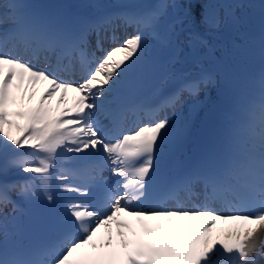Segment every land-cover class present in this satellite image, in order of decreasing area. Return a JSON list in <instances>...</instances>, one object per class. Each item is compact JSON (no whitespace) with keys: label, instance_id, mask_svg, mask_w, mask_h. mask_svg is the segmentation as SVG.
Wrapping results in <instances>:
<instances>
[{"label":"snow or ice","instance_id":"6c2138e0","mask_svg":"<svg viewBox=\"0 0 264 264\" xmlns=\"http://www.w3.org/2000/svg\"><path fill=\"white\" fill-rule=\"evenodd\" d=\"M174 6L172 0L168 7ZM160 16L159 9L103 15L65 30L21 14L11 37L20 51L9 52L10 37H0V151L14 148L16 157L8 163L32 174L23 184H0V205L10 202V190L21 195L42 190L54 202L53 185L86 198L68 197L70 227L49 246L47 261L38 260L32 249L4 243L0 264H264V80L258 100L248 109L245 128L250 142L243 156L182 177L162 194L153 192L152 182L157 156L171 133L170 122L158 118L125 131L117 118L112 127L97 118L104 112L102 98L135 68L145 46L144 34L155 32ZM121 27H131L135 34L120 42L116 33ZM106 42L113 47L105 48ZM96 51L103 56L97 57ZM66 57L82 64L85 74L80 82L59 75L66 70ZM33 60H42L44 67ZM42 83L48 87L36 105L28 107L25 101L30 105L36 99ZM186 87L194 95L205 87V79L194 78ZM70 93L75 94L71 103ZM179 99L176 95L170 103ZM65 154L83 163L87 176L83 185L72 183L61 170ZM105 170L119 179L105 180ZM194 180L204 183L207 202L224 200L232 208L239 203L254 211L139 207L161 195L176 198L190 191ZM225 193L231 199H225ZM181 220L203 223L179 225ZM153 221L157 223H149ZM218 222L239 223L217 233Z\"/></svg>","mask_w":264,"mask_h":264},{"label":"bare ground","instance_id":"6f19581e","mask_svg":"<svg viewBox=\"0 0 264 264\" xmlns=\"http://www.w3.org/2000/svg\"><path fill=\"white\" fill-rule=\"evenodd\" d=\"M122 219H126V217H122ZM237 226V224L235 225V227ZM227 229H231L230 227H228ZM115 230V229H114ZM105 231V230H104ZM255 243H256V245H257V247L259 248V247H261V245H260V241H259V239H257L256 241H255Z\"/></svg>","mask_w":264,"mask_h":264}]
</instances>
